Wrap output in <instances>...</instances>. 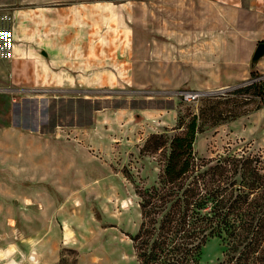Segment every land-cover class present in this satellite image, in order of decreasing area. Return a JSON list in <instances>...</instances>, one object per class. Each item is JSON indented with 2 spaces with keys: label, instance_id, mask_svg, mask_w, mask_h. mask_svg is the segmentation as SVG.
<instances>
[{
  "label": "rangeland",
  "instance_id": "374dc122",
  "mask_svg": "<svg viewBox=\"0 0 264 264\" xmlns=\"http://www.w3.org/2000/svg\"><path fill=\"white\" fill-rule=\"evenodd\" d=\"M212 1L0 0V264H142L137 191L195 116L197 157L264 163V139L245 127L256 119L235 122L264 105L240 90L261 78L223 82L264 36L213 33L199 20ZM224 252L211 238L200 262Z\"/></svg>",
  "mask_w": 264,
  "mask_h": 264
},
{
  "label": "trees",
  "instance_id": "16d2710c",
  "mask_svg": "<svg viewBox=\"0 0 264 264\" xmlns=\"http://www.w3.org/2000/svg\"><path fill=\"white\" fill-rule=\"evenodd\" d=\"M240 90L264 104V78ZM197 132L195 116L171 139L158 181L137 191L141 224L132 238L141 263L201 264L203 246L218 237L225 252L214 264H264V163L245 154L206 162L195 152Z\"/></svg>",
  "mask_w": 264,
  "mask_h": 264
},
{
  "label": "crops",
  "instance_id": "0c3cea01",
  "mask_svg": "<svg viewBox=\"0 0 264 264\" xmlns=\"http://www.w3.org/2000/svg\"><path fill=\"white\" fill-rule=\"evenodd\" d=\"M227 3H221L219 1H212L213 4V12L208 13H202L200 14L201 19L199 20H205V17L207 15V18L209 20L213 21V33L216 32L217 28H219V32L222 31V27L227 28L226 35L229 37H238L239 31L241 32V35H243L245 38L250 39L249 43L252 44L254 39H259L261 36H264V28L255 35L253 28H254V21L261 20L264 22V0H227ZM222 5H225V11L223 13ZM239 5L241 8H239ZM261 6V7H260ZM244 13L251 14V25H249L248 20L246 23L241 25L239 22L241 21V17ZM262 25V22H260ZM239 26H242L241 28ZM235 31V33H234ZM236 32H238L236 34ZM238 42L235 39V45H230V50L227 52H237V46ZM257 47V46H256ZM255 48L250 45L247 50H245V55L243 56V64L240 66V70H236V66H232L230 73L226 78V80H223V82L226 83H241L244 81H247L252 76V70L258 71L261 76L259 78H264V56L259 60V62L256 64L255 67L251 66V58L254 54ZM243 48V47H241ZM225 49H227L225 47ZM244 50V48H243ZM46 52L47 51H42ZM48 54V53H47ZM50 54V53H49ZM46 56H51L50 55ZM233 72V73H232ZM88 75V74H87ZM253 78V76H252ZM88 80H94V76H89ZM256 119L255 122H252L253 126H249L250 124H245L246 130H247V137H253L257 134H259V137L264 139V105L255 111L254 113L250 114V116H242L241 118H237L235 122H239L240 120H246L251 121ZM66 235H70V231L66 230ZM32 260H36L35 256L31 257Z\"/></svg>",
  "mask_w": 264,
  "mask_h": 264
},
{
  "label": "water",
  "instance_id": "95a60500",
  "mask_svg": "<svg viewBox=\"0 0 264 264\" xmlns=\"http://www.w3.org/2000/svg\"><path fill=\"white\" fill-rule=\"evenodd\" d=\"M264 56V42H259L251 58V66L255 67L259 60Z\"/></svg>",
  "mask_w": 264,
  "mask_h": 264
},
{
  "label": "built area",
  "instance_id": "2783aa9c",
  "mask_svg": "<svg viewBox=\"0 0 264 264\" xmlns=\"http://www.w3.org/2000/svg\"><path fill=\"white\" fill-rule=\"evenodd\" d=\"M181 98L187 102H194L200 99L201 94L196 90H183L180 93Z\"/></svg>",
  "mask_w": 264,
  "mask_h": 264
}]
</instances>
